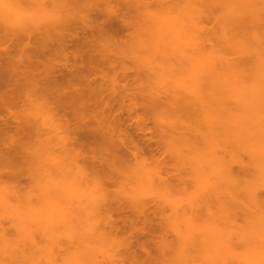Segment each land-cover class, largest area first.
Listing matches in <instances>:
<instances>
[{
  "label": "bare ground",
  "instance_id": "obj_1",
  "mask_svg": "<svg viewBox=\"0 0 264 264\" xmlns=\"http://www.w3.org/2000/svg\"><path fill=\"white\" fill-rule=\"evenodd\" d=\"M5 1L0 0L2 11ZM32 1L39 4V14L13 16L16 23L9 25L8 4L5 17L0 16V217L7 222L0 219V264H229L231 258L234 264H264V200L255 193L264 190V0H153V10L149 0ZM98 1L104 7L95 11ZM116 2L144 8L154 41L144 38L148 47L142 37L134 41L140 50L133 53L148 52H141L134 78L154 84L147 81L146 91L169 117L160 124L177 144L174 152L168 145L179 161L175 179L183 189L193 184L197 192L184 202L171 199L173 183L149 167L147 173L157 177L161 188L156 193L145 180L156 198L159 194L156 208L167 204L177 214L165 220L173 231L170 239L159 225L158 240L150 236L138 243L140 234L151 235L150 219L137 227L130 215L114 217L123 206L108 198L112 175L130 178L127 170L114 166L127 137L113 103L130 92L129 76L119 68L121 56H112L121 46L106 35L110 14L118 16ZM99 14L106 18L97 21ZM210 17L213 27L203 24ZM164 80L170 89L161 87ZM136 154L134 147L131 156L137 162ZM99 157L109 169L99 168ZM24 175L32 184L4 182H18ZM124 184L122 191L129 188L135 195L133 186ZM211 196L229 198L216 204L222 210L234 204L244 215L251 204L256 223L246 229L212 224L219 229L211 231L196 217ZM142 199L130 202L141 214L147 205ZM235 207H227L229 214ZM179 213L183 220L178 221ZM232 234L236 245L250 238L253 244L248 240L246 252L242 248L243 253L230 257ZM150 245L156 246L155 257Z\"/></svg>",
  "mask_w": 264,
  "mask_h": 264
},
{
  "label": "rangeland",
  "instance_id": "obj_2",
  "mask_svg": "<svg viewBox=\"0 0 264 264\" xmlns=\"http://www.w3.org/2000/svg\"><path fill=\"white\" fill-rule=\"evenodd\" d=\"M17 1H18V4H17ZM19 1L20 0H16V4H14V2H15L14 0L11 1L13 3H11L10 0H6L4 5H3V7H2V9L6 10L5 9L6 6L8 4H10L9 8L11 10L9 8H7V10H6V12L8 11L10 13V18L9 17L8 18L11 20V23H12L11 24L10 20H8V18H6V20H8L7 23L8 22L10 23L9 25H14L16 23L15 18L13 16L18 17V15L20 14V16L17 18V19H19L20 17H22L21 15H23V18H24L27 15H28V17H30L31 15H34V14L36 15L37 13L39 14V12L36 11L39 8V4H37L36 2H34L32 0H29V1L27 0L28 1L27 3H26L25 0H21L22 2L21 1L19 2ZM130 1H132V0H130ZM151 1H152V3H151ZM154 1L153 0H149L148 2H150L149 4H152V6L155 5V7H156V2L153 3ZM167 1L171 2L172 0H167ZM113 5H114V8L117 9V11H118L117 12L118 16L116 14H110L109 18H111L112 23H110V26L108 27V29L106 31V35L108 37H110V38H113L114 41L118 42V44L121 46L122 50L120 49V47L118 48V49H120V50H118L119 54L115 55L114 54L115 50H114L112 52V56H115L116 58H119L121 56V58L119 59L120 60L119 61L120 62V67L119 66L118 67L128 74L129 77H127V85H130V86H128V88L130 89V92L126 96L119 98L118 101H117V104L115 102L113 103L116 106L117 111L120 113V115L122 117V121H124L123 122L124 123L123 126H121V131L125 132L126 137H127L126 138V144L125 145L124 144L120 145V151L117 153V157H119V158L116 160V163H115L114 166H117L118 169L122 168L123 170H127L130 178L127 177V178L124 179V177H122L120 175L122 177V179H121V177H119L118 174L112 175L111 176L112 178H110L109 182L106 183V184L110 185L109 186L110 188H108V190L110 191V192H108V198L109 199L112 198V200L114 198V201L118 200L119 204L123 206V208H121L118 212H115L113 214L114 217L123 216L124 214L128 215V216L130 215L131 218H133V217L136 218L137 221L135 220L136 222H135L134 225L137 226V227H141V221L143 222V219L145 217H148L150 219L153 231H151V229H150L151 235H142V234H140L138 239H137L138 243L139 242H143V241H145L147 239L149 241V239L152 238V237L148 238L150 236H153L154 240H158L159 236H157V235L160 234L159 229L161 228V226H159V225H162V227H165V229L162 230V231L165 232L164 234H166V235L168 234V238H167L166 235H165V237L167 239H170V237H174V235L172 234L173 231H171L169 222H168V225H167L165 220L168 217L175 216L177 214H173V211H172L173 209L171 207H169V205H167V204H164L161 210L156 208L154 202H155V200H157L159 194H157V198H156L155 193L154 192H150V191H153V188H154L155 191L158 190L157 188H159V189H161V188L158 187L159 184H158L157 177L156 176H152L151 177L150 176L151 172L149 174L147 173V171L148 172L150 171L149 167L152 169V172L153 171H155V172L156 171H160L161 174H162V177L164 175L165 176L164 178L167 179V182L169 184L173 183L172 186H171V191H168L169 195H170V198L172 197L171 199H174V200H179L180 199V202L181 201L184 202L183 198L186 200V197H189L192 194L193 195L197 194V192H196V189L193 186V184L190 183V185L188 186V184H189L188 183L187 184L188 188L183 189L181 187V185H180V181L175 179L176 178L175 177L176 173L174 174V172H176L175 170L178 169L179 161L176 159L175 154L172 153V149L177 145L176 142H174L176 140L173 137H172L173 139L168 137V135H166V130H165L164 125L160 124V121L163 118L164 119H166V118L168 119L169 117L168 116L166 117L165 116L166 114L160 113L159 109L158 108L156 109V106H154V102L151 101L152 99L149 97L150 95H149L148 91H146L147 90L146 88L150 89L149 88L150 86H147L148 85V83H147L148 80L144 79L146 77L143 78L141 76V77H137L136 79L134 78V74H136V71L138 70V68L140 66V61H141L140 57L142 56L141 52L143 54H145V56L148 53L144 49H141L143 51H141L140 53H139V51L136 52L137 49L140 50L139 47L137 46L138 44L136 45V43H137L136 40H138V39H140L142 37L143 39H140V42L143 41V45H144V42H145L144 40L146 38H149V39L151 38V41L152 40L154 41V37L150 36V34H148V31L146 29L147 28V20L144 17V13H143L144 12V8H141L140 6L134 7L133 4L131 5V2L130 3L128 2L127 5L125 3H123V2L119 3V4L116 2V4L114 3ZM130 5H131V7H130ZM1 6H2V4L0 3V7ZM103 7L104 6H103V3L101 1L96 2V4L94 5L95 11H100L101 9H103ZM155 7L153 6L151 8V6H150V8L152 10L155 9ZM3 11L0 9V16L1 17L2 16L5 17L4 14H2ZM32 11L34 12V14H31V13H33ZM35 12H37V13H35ZM14 13H16V15H14ZM105 18L106 17H104V15H101V14H99L96 17L97 21H99V22L103 21V19H105ZM122 18H123V20H122ZM24 19H26V18H24ZM24 19H22V20H24ZM12 21H14L15 23L12 22ZM125 21L127 23H125ZM214 23H215V21H214L213 17L212 18L210 17L209 19L203 21V24L206 25L207 27H211V26L213 27ZM111 26L113 27V29H112ZM11 28H12V26H10V29ZM143 28H144L145 31L143 30ZM186 29H189V28H186ZM259 30H258V34H262V33H259ZM108 31L110 33H107ZM185 31L187 32L188 30H185ZM189 31H190V29H189ZM113 32H114L115 35L113 34ZM260 32H263V31L260 30ZM144 34H145L146 37L144 36ZM189 35L192 36V34L190 32H189L188 36ZM196 35H198V34L196 33ZM199 35H201V33ZM191 36H189V38ZM149 39H148V41H150ZM121 41L122 42L125 41V43H127L128 46L123 44ZM138 42H139V40H138ZM188 43H189V41H188ZM129 45H131V47ZM148 46H149V43H148ZM148 46L144 45V47H148ZM183 47L188 48L187 43H185V46L183 45ZM135 49H136V51L133 53V50H135ZM149 52H150V50H149ZM202 54H203V52H202ZM149 55L152 57L151 54H149ZM150 56L147 55L146 59L147 60L152 59ZM263 56H264V54H263ZM148 77H151V76H148ZM133 79H134V81H133ZM121 82L124 83L125 81H121ZM148 82L150 83L149 85H151V87L154 86V84H151V80L148 81ZM166 82L167 81L164 80V81L160 82L159 84H161V87H168L170 89L169 85H171V83H169V81H168L169 84L166 83ZM162 83H163V86H162ZM151 94H152V92H151ZM115 106L113 108H115ZM167 138H169L172 141H170V140L167 141L166 140ZM166 141H167V143L168 142L169 143L167 144ZM172 142H174V144ZM168 145H170V146L172 145L173 146L172 149ZM201 145H204V144L202 143ZM134 147L137 148V154H136L137 158H138L137 162H136L135 158L131 156V151H134ZM204 147H205V145H204ZM174 151L175 150L173 149V152ZM85 154L86 153H84L83 155L86 156ZM243 158L241 157V159H243ZM246 159H247V157H246ZM246 159H243V161H245ZM106 163H107V161H105L103 158L99 157V162H98L99 168L100 167H106L107 168L108 166L110 167V165H107L108 163L107 164ZM82 165H84L83 166L84 170L87 169V167H85L86 166L85 162H83ZM232 165L233 166H231V167L233 168V170L236 171L237 168H238L237 167L238 165L236 163H235V165H234V163H232ZM142 166H146V167H144V168H146V173H144V168H143V171L141 170L144 173V176L146 178L144 176H143L144 178L141 177V175H142L141 171L135 172V170H137V169L139 170V168L142 167ZM179 166H181V165H179ZM109 167H108V169H109ZM153 168H155V170H153ZM156 169H158V170H156ZM140 172H141V174H140ZM137 175H138V177H137V180L135 181L136 177H134V176H137ZM126 179H128L127 182L130 181L129 185L133 186L131 188H133L135 190V195H132L133 192L130 194L131 191H129V188H128V187H130V186H128L129 182L125 183V181H123V180H126ZM9 180H6L4 182H6L7 184H9V183H11V184L14 183V185L18 184V186L19 185L28 186L31 183V182L27 181L28 179H27V177L25 175L21 176L20 181H18V182L17 181L16 182H11ZM145 180H147L148 182L152 183L151 185H153L152 186L153 188L150 186V183H149V185L146 184L147 181H145ZM4 182H2V184ZM6 183H4V184H6ZM85 184L86 183H83V182L81 183L82 186H84ZM122 184H124L123 187L127 184V186H128L127 190H128L129 193L127 192V190L126 191L123 190L124 192L122 191V189H123L121 187ZM190 187L192 188V192L188 190ZM124 188H126V187H124ZM180 188H182L185 193H183L182 189H180ZM137 189H139V194L136 193ZM257 189H258V192H257V190L255 192L257 197L259 196L258 198L261 197V200H264V192H263L264 190L261 189V188H257ZM158 191H161V190H158ZM158 191H156V193H158ZM126 192H127V194H130L131 197H133V198H131V197L129 198L126 195ZM140 195H141V197H140ZM23 197H25V196H23ZM137 197H138V199H142L143 198L142 200H145V203L147 204L146 208H145V210H143L142 214L138 213V212H135V211H137V210H135L136 208H134L133 207L134 205H131V203H130L132 201L133 203L135 202L136 204H139L137 202L138 201ZM214 197H216V196H214ZM211 198H212V196H211ZM211 198L209 197L208 200L210 201ZM5 199L7 200L8 198H5ZM212 199L213 200L210 201L211 203L209 202V205H208L210 209L205 204V206L203 205L201 208H199V210H197V213H196V215H197L196 217L198 218V221L202 222L203 225L207 224L208 226H206V225L205 226L208 227V228H211L212 229L211 231H214V227L216 228V230L219 229V227L221 229L222 228L223 229L224 228L227 229V227H234L235 225H237V226L240 225V227H242V228L246 226L244 229H246L247 227L248 228L250 227L251 221L254 220V218H252L253 214L251 215V213H252L251 204L247 203L249 205V207L247 206L248 209H246V205L247 204L246 205L244 204V207L246 209L245 215L242 213L243 210H241V207L239 208V207L236 206L237 209L241 210L240 212L242 213V214L241 213L238 214L239 210L237 211V209H236L234 204L233 205L230 204V206H233V210H234V207L236 209L235 210L236 212L233 213V215H232V214H229V211H230L229 203H226L227 206L225 208L223 207L224 210H227V207H229L228 208L229 211L228 210H227V212L225 211L226 213L225 212L221 213L222 207L220 205H217L219 201L226 200L224 202H228L229 198H228V200H227V198H222V199L220 198V199H218V201L214 200V199H217V198H212ZM22 200H24V199H22ZM30 200L31 201H35L36 199L34 197H30ZM142 200H140V201H142ZM216 202H217V204H216ZM204 207L205 208L207 207L206 209H209V210H206ZM224 210H222V212ZM185 212H187V213H185ZM185 212L184 213L186 215L190 214L189 210L185 211ZM231 212H234V211H231ZM143 213H144L145 216L143 215ZM213 214L214 215L216 214L217 217L214 216ZM237 214H238V216L239 215H242V216H239V218H238ZM180 215L181 214L179 213V215L176 216L178 218V221H180V219L183 220ZM224 217L227 219V221L230 220V221L234 222V224L233 223H228L227 224L226 223V219ZM245 217H247V219ZM0 219H1V222H3L4 224L7 223L5 219H2L1 217H0ZM219 219H221V221L223 219V221L221 222ZM167 221H168V219H167ZM224 221H225V223H224ZM255 221H257V220H255ZM255 221H253V223ZM253 223H252V225H253ZM212 224H214V225L217 224L219 227L217 225L214 226ZM225 224H227V226ZM179 226H180V228L181 227L183 228V224H181V222L179 223ZM255 226L257 227V225H255ZM142 228H143V226H142ZM143 229L146 230L145 228H143ZM144 230H142V231H144ZM156 230H158V231H156ZM155 231L157 232V234H156ZM143 233H145V232H143ZM153 233H154V235H152ZM171 235H173V236H171ZM232 237L233 238L231 239L232 240L231 243H232V245L233 244H235V245H233L230 248V254H229L230 257H233V254L235 252L236 253H240L242 250L244 252H246L247 249L244 246L245 245L246 246H250L248 244L249 242L251 244H253L252 243L253 240L250 238V240H252V241L247 239V241L245 242L246 244L245 243L244 244L238 243V245H236L239 240L237 239V241H235L236 237H234V234H232ZM173 240H175V239H173ZM248 240H249V242H248ZM241 245H242V247H241ZM148 248H150V250L152 249V251H150L151 256L155 257L156 253H154V252H156V246L155 245H150ZM244 249H246V251ZM241 253H243V252H241ZM230 257L228 258V261H229ZM231 259L229 261L231 263H229V264H234L233 263L234 258L232 260ZM79 263L80 262L75 263V264H79Z\"/></svg>",
  "mask_w": 264,
  "mask_h": 264
}]
</instances>
